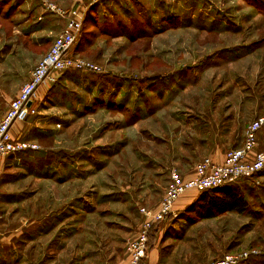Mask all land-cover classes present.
Listing matches in <instances>:
<instances>
[{
    "label": "rangeland",
    "instance_id": "rangeland-1",
    "mask_svg": "<svg viewBox=\"0 0 264 264\" xmlns=\"http://www.w3.org/2000/svg\"><path fill=\"white\" fill-rule=\"evenodd\" d=\"M81 1L0 0V119L64 26L47 5ZM80 35L74 55L101 72L41 87L36 114L15 127L39 149L0 159V184L18 191L0 231L31 233L34 263L72 264L90 251L127 261L139 208L159 204L170 171L190 173L213 131L225 153L239 147L264 112V0H102ZM235 185L242 214L203 218L193 191L166 218L162 239L176 256L207 264L250 250L264 260V170Z\"/></svg>",
    "mask_w": 264,
    "mask_h": 264
},
{
    "label": "built area",
    "instance_id": "built-area-1",
    "mask_svg": "<svg viewBox=\"0 0 264 264\" xmlns=\"http://www.w3.org/2000/svg\"><path fill=\"white\" fill-rule=\"evenodd\" d=\"M99 1L82 0L78 6L74 5L69 10L47 5L64 19V27L47 53L33 68L17 95L9 101L0 119V159L10 154L39 149L33 142L16 141L12 130L16 124L36 114V95L41 87L54 83L63 72H101L99 66L73 54L85 13L89 7ZM262 127H264V112L247 125L241 147L226 152L223 161L215 162L210 157H205L195 164L188 177H182L176 170L170 171L168 185L159 204L154 209L139 208L142 221L139 230L128 244L126 264H142L147 255L151 231L158 223L174 213V204L182 195L189 191L202 192L222 188L264 170V148L257 150V134ZM253 254H256V251L226 254L207 264H240Z\"/></svg>",
    "mask_w": 264,
    "mask_h": 264
},
{
    "label": "crops",
    "instance_id": "crops-1",
    "mask_svg": "<svg viewBox=\"0 0 264 264\" xmlns=\"http://www.w3.org/2000/svg\"><path fill=\"white\" fill-rule=\"evenodd\" d=\"M16 125L13 127L12 130L14 137H17L16 136L17 132L15 130ZM213 134H214L213 139H209L211 140L209 143L211 145H208L209 148L205 150V155H207L206 157H210L215 162H221L223 161L225 155L222 141L221 142L217 141L221 133L216 131ZM207 135L208 137H210L212 135V132L211 133L208 132ZM259 147H260V143L258 142V148ZM194 166L192 167L194 168ZM192 171L184 175L180 173L179 174L182 177H188L191 175ZM17 192H18L17 190L15 191L12 190L11 185L0 184V218H5L11 215V213H9L10 212L9 210H11L10 208L16 207L17 198H18ZM192 194L193 191H189L184 195H182L175 202L174 209L175 210L181 209L183 206L189 203L190 201H188L187 198ZM3 205H8V207L4 206L3 207L4 209H1ZM11 205L14 207H10ZM12 212L14 211L12 210ZM0 223L2 222L0 221ZM170 224L171 221H169V219H165L162 222L158 223L151 231L149 236V246H148L147 255L143 260L142 264H192L191 253L188 255V257L183 256V254L176 256L175 249H171L172 247H170L171 245L167 243V240L162 239L164 234H166L168 228L172 226ZM48 235H49L48 233H41V234H37L36 236L39 237V236H48ZM32 236H33L32 234L30 235L17 231H0V264H48L47 259L49 258L47 255H44L39 262L34 263L33 259L37 257L38 251L33 252L32 249L28 248V244L31 243L32 239H34ZM60 247L62 246L60 245ZM60 247H57L55 252L56 253L55 256H57L56 259L58 261H59L58 256H60L61 254L59 253V250H61ZM97 252L99 251L96 252L90 251L87 252L86 255H82L80 257L76 256L77 258L76 257L74 258L75 261L72 264H109L107 263L106 256H104L103 259H101L99 253ZM109 260L111 264L112 262L111 257ZM59 263L61 264V262ZM126 263L127 261L123 260L118 264H126Z\"/></svg>",
    "mask_w": 264,
    "mask_h": 264
},
{
    "label": "trees",
    "instance_id": "trees-1",
    "mask_svg": "<svg viewBox=\"0 0 264 264\" xmlns=\"http://www.w3.org/2000/svg\"><path fill=\"white\" fill-rule=\"evenodd\" d=\"M93 6L94 5L89 7L87 12L89 10H91V8ZM80 36L81 35L79 34V37ZM78 40H79V38H78ZM75 51H76V45L73 48V54L75 53ZM75 54H77V53H75ZM68 72H80V71H67V72H63V73H68ZM90 73H94V72H90ZM263 129H264V127H262L260 131H262ZM260 131L257 134V142H259V133H261ZM214 132H216V131H213V133ZM15 140L16 141H28V140L21 139L20 137H15ZM242 143H243V141L241 142V145H242ZM241 145L239 147H241ZM239 147H237V148H239ZM234 149H236V148H234ZM33 152H36V151L27 150V151L15 153V154H10V155L6 156L5 159H12V158H16V156H18V155H25V154L33 153ZM41 156H43L44 158H47L49 161L54 158V156H52V155L51 156L41 155ZM256 175H254V176H256ZM254 176H252V177H254ZM252 177H249V178H252ZM249 178H243V180H247ZM239 180H241V179H239ZM238 181L230 183V184H228L222 188L208 190V191H202L200 197L197 200V207H198V212L200 213V215L203 216V218L211 219V218H215L217 216H220L221 214H223L225 212H233V213L242 214L246 210L247 203L241 196V191H240L241 187H237L235 185ZM23 233L31 235V233H27V232H23ZM253 257L249 256L246 260L240 262V264H264V260L261 261V259H259L260 258L259 256H257L256 262L251 261V259Z\"/></svg>",
    "mask_w": 264,
    "mask_h": 264
}]
</instances>
